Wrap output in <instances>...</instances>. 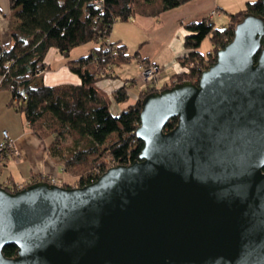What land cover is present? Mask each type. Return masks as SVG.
<instances>
[{"label": "water", "instance_id": "1", "mask_svg": "<svg viewBox=\"0 0 264 264\" xmlns=\"http://www.w3.org/2000/svg\"><path fill=\"white\" fill-rule=\"evenodd\" d=\"M234 26L196 83L143 97L132 163L0 186V264H264V16Z\"/></svg>", "mask_w": 264, "mask_h": 264}, {"label": "trees", "instance_id": "2", "mask_svg": "<svg viewBox=\"0 0 264 264\" xmlns=\"http://www.w3.org/2000/svg\"><path fill=\"white\" fill-rule=\"evenodd\" d=\"M188 1L8 0L10 8L19 7V10L15 25L9 29V39L0 40V89L9 91L8 105L24 114L28 130L45 144L46 154L74 177L73 181H64L62 185L89 184L111 165L129 164L137 159L142 141L137 139L135 128L140 123L143 97L174 82L196 83L202 70L215 61L219 47L232 38L239 18L245 13L264 16L263 4L253 0L235 12L225 10L228 22L224 28L214 27L213 16L185 22L187 33L182 39L186 52L177 56L182 69L160 86L141 88L134 102L113 115L109 108L110 97L96 85L97 81L116 77V68L131 58L142 59L138 49L127 52L124 42L110 38L113 24L138 15L158 17ZM205 36L211 46L204 54L199 46ZM84 42L94 43L89 52L65 61L69 72L80 81L46 84L42 71L51 69L45 62L51 48L68 57L74 46ZM111 95L117 102L127 101L126 83L111 91ZM176 121V116L171 117L165 128L172 129ZM10 139V146L7 144L2 149L0 166L17 155L12 137ZM31 178L21 187L36 180L51 179L47 175ZM0 186L9 191L21 188L14 181L2 182ZM16 250L17 246L6 244L2 252L4 256L13 257Z\"/></svg>", "mask_w": 264, "mask_h": 264}, {"label": "crops", "instance_id": "3", "mask_svg": "<svg viewBox=\"0 0 264 264\" xmlns=\"http://www.w3.org/2000/svg\"><path fill=\"white\" fill-rule=\"evenodd\" d=\"M214 8H217L220 12V9L225 11L226 6L221 0H190L178 7L162 12L157 20L152 17L134 16L133 18L140 20L137 31L140 32L141 36L150 34L149 39L144 38L145 40H140L137 44L128 43L122 39L120 41L126 43L127 48L129 47L131 50H139V56L142 57L138 61L139 67L145 63H153L163 67L159 81V83H163L173 73L182 69L177 61V56L183 55L186 51L182 39L186 30L183 24L180 25V22L200 20L206 17ZM241 8H236V10ZM18 10L19 7H16V9L10 8L8 0H0V40L2 42H7L9 39L8 32L17 21L16 12ZM236 10L228 11L235 12ZM121 37L125 39L124 36ZM63 66H65V63L60 64V67ZM49 70L57 69L52 68ZM47 71L48 69L42 75L44 80ZM63 81L57 80V82ZM44 82L46 83V81ZM9 94L7 90L0 92V108H4L7 111L11 109L7 102ZM11 110L15 112L13 109ZM2 129H6L8 135L12 137L17 155L15 157L12 156L0 166V183L14 181V184L22 186L26 181L32 179V175H47L50 177L60 175L61 177L63 176V181L70 180L69 177L67 178L60 173V165L46 154L45 144L35 134H32L29 130L20 132L12 124L2 126L0 132ZM14 167L16 168L15 170L13 169Z\"/></svg>", "mask_w": 264, "mask_h": 264}, {"label": "rangeland", "instance_id": "4", "mask_svg": "<svg viewBox=\"0 0 264 264\" xmlns=\"http://www.w3.org/2000/svg\"><path fill=\"white\" fill-rule=\"evenodd\" d=\"M221 1L223 2L224 6H226L225 10L228 11V10H236V8H241V7L243 8L245 7L247 1H253V0H221ZM207 16L214 17L212 19L214 23V27H219V28L226 27V24L228 22V15L224 12L223 9H220V12H219L217 8H214L208 13ZM152 18L156 20L158 19V17H152ZM139 22L140 20L135 19L133 17L127 19L126 21L116 20V22L112 26V29H111L112 32L110 34V38L113 40L122 39L132 44H135V43L137 44L140 42V40H145L144 38L149 39L150 34L149 35L144 34V36H141L140 32L137 31L138 24H140ZM184 23L180 22V25L183 24V27H184ZM185 30H186L185 33H187L186 28ZM121 36H124L125 39H123ZM93 45L94 43L92 42H84V44L74 46L73 49H71L68 57H65L64 55H60V53L56 51L55 48H51V50L46 54L45 62L47 66L49 65L51 67V69L53 68L57 70L50 71L48 69V71L45 73L44 81H46L47 84H53L54 82H57V80H60V81L64 80V81L73 82V83L77 81L79 82L80 81L79 77L69 72L66 66L60 67V64L65 63L67 59H73L78 56H84V54H87L89 52V49ZM210 46H211L210 39L208 38V36H205V39H203V41L201 42L199 49L205 54V52L209 50ZM133 51L134 50H131L128 47L127 52L132 53ZM151 68L154 70L153 72H151L153 73V77L151 79H147V76L145 73L148 69H151ZM162 69L163 67H159L153 63L151 64L145 63L144 65L141 64V66L139 67L138 60L134 57V58H131L129 62H127L126 64H123L120 67L116 68L115 70V73L117 75L116 77H107V78L99 79L96 85L102 88L108 94V97H110L109 99L110 111L113 115H117L120 113L123 107L129 105L130 103L134 102L137 99L138 92L141 90V88L147 85L160 86L163 84V83H159ZM44 72L45 71H42V74ZM168 80L169 78L163 82H167ZM124 83H126L127 85V94L129 98L125 102H122V103L117 102L115 97L111 95V91L118 89ZM1 91H4V90H1ZM11 109L7 111L4 108H0V129L2 126H6V125L9 126L10 124H12L20 132L28 131L24 114L13 112ZM44 149H45V145H44ZM15 153L17 152L15 151ZM13 169L15 170L16 168L14 167ZM59 171L64 176H66L67 178L69 177L73 181L74 177L68 172L65 173L61 165H60ZM54 177H51L50 180L48 179L46 180L50 182H54V183H60V184L64 182L63 176L61 177L59 175L57 177L56 176ZM41 180H44V179H41Z\"/></svg>", "mask_w": 264, "mask_h": 264}, {"label": "built area", "instance_id": "5", "mask_svg": "<svg viewBox=\"0 0 264 264\" xmlns=\"http://www.w3.org/2000/svg\"><path fill=\"white\" fill-rule=\"evenodd\" d=\"M154 67V66H153ZM154 70L151 68V69H148L146 71V76H147V79H151L153 77V72ZM1 135H2V139L0 140V162L2 160V157H1V152H2V149L6 147V145L8 144L10 146L11 144V139H10V136L8 135V132L6 129H2L1 130ZM16 151V150H15Z\"/></svg>", "mask_w": 264, "mask_h": 264}]
</instances>
